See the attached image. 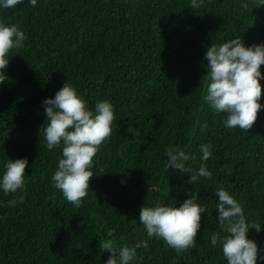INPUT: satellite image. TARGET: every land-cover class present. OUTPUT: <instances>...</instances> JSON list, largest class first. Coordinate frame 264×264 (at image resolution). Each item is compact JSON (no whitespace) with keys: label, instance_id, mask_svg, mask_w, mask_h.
I'll return each mask as SVG.
<instances>
[{"label":"trees","instance_id":"1","mask_svg":"<svg viewBox=\"0 0 264 264\" xmlns=\"http://www.w3.org/2000/svg\"><path fill=\"white\" fill-rule=\"evenodd\" d=\"M190 6L191 0H37L33 7L23 0L0 7V22L19 25L27 37L22 49L9 52L0 84V178L9 159L28 160L24 190L0 188V264H106L111 253L99 250L106 239L117 248L139 244L130 264H227L222 245L210 240L220 231L218 186L261 224L248 238L264 264V95L248 132L225 127L226 114L203 100L207 49L238 37L245 47L264 44V6L259 0ZM66 82L90 110L107 100L115 115L79 208L52 181L63 144L49 150L41 135L43 102ZM203 144L212 146L206 162ZM170 147L195 157L186 167L206 163L212 178L192 184L190 173L167 168ZM192 194L206 211L196 247L177 253L147 235L140 210L180 207ZM20 196L23 203L8 206Z\"/></svg>","mask_w":264,"mask_h":264},{"label":"clouds","instance_id":"2","mask_svg":"<svg viewBox=\"0 0 264 264\" xmlns=\"http://www.w3.org/2000/svg\"><path fill=\"white\" fill-rule=\"evenodd\" d=\"M23 0H0V7L15 8ZM204 0H191L193 10L202 7ZM35 7L37 0H30ZM264 6V0H259V6ZM241 8L247 10L249 5L242 3ZM27 39L24 31L17 24L5 25L0 22V84L7 77L4 70L8 67V54L13 49H22ZM205 59L208 61L206 78V94L204 102L215 113H225L224 125L227 128H239L248 132L258 119L262 107L260 100L264 95L261 79V66L264 65V44L245 47L241 37L221 45L212 44L207 49ZM47 122L41 129L47 148L63 144L62 157L58 169L52 176L55 188L60 190L69 203L79 208L88 195L90 180L94 173L93 160L100 146L112 135V124L115 119L113 105L105 100L97 102L95 109L90 110L86 101L70 83L44 102ZM207 124L201 125V131L207 129ZM211 144L200 146L201 160L206 162L212 155ZM166 156L169 158L166 167L176 168L190 173L189 183L195 184L200 177L212 178L206 163H201L198 170L186 167L185 162L195 159L179 148H169ZM28 160L9 159L4 165L5 172L0 178V188L5 194L17 193L25 188V173ZM216 196L219 203L218 224L220 231L213 232L210 237L213 247L222 245L223 256L227 264H257L258 246L248 238L249 229L261 230L257 221H249L241 204L223 187L218 186ZM24 197L8 202L9 207L23 203ZM196 195L182 203L180 207L143 206L139 221L146 229L149 237H157L177 253H183L196 247V236L201 227L202 214L206 207L197 202ZM221 232L224 235H221ZM123 245L117 248L114 241H100L99 250L109 252L111 256L106 264H130L137 256V248Z\"/></svg>","mask_w":264,"mask_h":264}]
</instances>
